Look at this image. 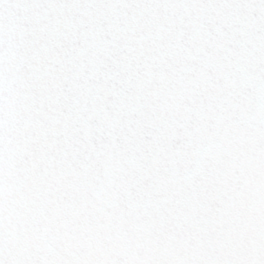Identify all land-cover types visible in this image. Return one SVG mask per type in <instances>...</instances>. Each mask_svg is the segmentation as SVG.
<instances>
[{"label":"snow or ice","instance_id":"obj_1","mask_svg":"<svg viewBox=\"0 0 264 264\" xmlns=\"http://www.w3.org/2000/svg\"><path fill=\"white\" fill-rule=\"evenodd\" d=\"M0 264H264V0H0Z\"/></svg>","mask_w":264,"mask_h":264}]
</instances>
